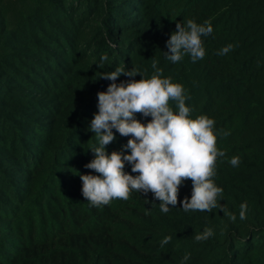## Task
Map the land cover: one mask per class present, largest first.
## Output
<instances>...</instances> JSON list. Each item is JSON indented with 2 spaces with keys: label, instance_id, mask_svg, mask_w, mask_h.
Here are the masks:
<instances>
[{
  "label": "trees",
  "instance_id": "obj_1",
  "mask_svg": "<svg viewBox=\"0 0 264 264\" xmlns=\"http://www.w3.org/2000/svg\"><path fill=\"white\" fill-rule=\"evenodd\" d=\"M189 19L212 25L205 56L173 64L166 41ZM152 60L183 86L189 118L214 120L225 156L212 179L235 222L219 208L185 212L191 180L168 213L152 193L98 208L82 196L80 174L98 175L84 166L97 93L112 83L101 75L150 78ZM129 79L141 76L116 83ZM113 131L107 152L128 154L129 137ZM205 228L214 235L196 242ZM0 264H264V0H0Z\"/></svg>",
  "mask_w": 264,
  "mask_h": 264
},
{
  "label": "clouds",
  "instance_id": "obj_2",
  "mask_svg": "<svg viewBox=\"0 0 264 264\" xmlns=\"http://www.w3.org/2000/svg\"><path fill=\"white\" fill-rule=\"evenodd\" d=\"M213 32L209 21L197 24L189 19L186 26L176 23V31L166 41L168 51L164 52L166 59L176 64L184 56H189L192 62L202 60L205 48L201 37H207ZM233 49L229 44L219 50V55H225ZM106 57H102L103 61ZM153 74L144 78V74L136 69L125 70L117 67L115 71L102 74L100 79L112 81L106 91L97 93L98 111L94 113L88 130L94 133L96 145L90 150L94 159L84 167L93 170L98 175L80 174L82 181V196L92 207L110 205L114 199L127 201L135 191L147 195L152 193L154 200L159 201L160 211L168 213L169 208L176 207L180 187L185 181L191 180V197L185 196L180 203L185 212H212L219 208L231 221L236 215L227 211L218 203L223 189L217 187L212 177L215 176V166L218 157H224L225 152L216 147L214 120L207 116L190 117V108L186 106L183 86L173 83L171 78H162V69L157 61L152 60ZM125 75L140 80L129 79L116 83ZM169 101L175 102L177 111L169 106ZM137 114L151 117L147 124L136 118ZM122 137H129L124 151L107 152V146L115 141L113 131ZM226 137L229 133L224 132ZM126 163L131 166L132 175L124 171ZM230 164L239 165V158L232 157ZM248 205H240L239 217L247 218ZM214 235L211 228H205L196 234L194 240L202 242ZM170 236L161 241V247L169 243ZM190 253L182 260L187 261Z\"/></svg>",
  "mask_w": 264,
  "mask_h": 264
}]
</instances>
